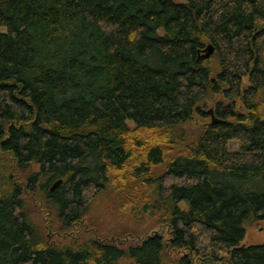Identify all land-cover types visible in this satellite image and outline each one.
<instances>
[{
  "label": "trees",
  "instance_id": "1",
  "mask_svg": "<svg viewBox=\"0 0 264 264\" xmlns=\"http://www.w3.org/2000/svg\"><path fill=\"white\" fill-rule=\"evenodd\" d=\"M114 187L161 229L59 245L29 215L69 228ZM259 220L264 0H0V264H264Z\"/></svg>",
  "mask_w": 264,
  "mask_h": 264
},
{
  "label": "rangeland",
  "instance_id": "2",
  "mask_svg": "<svg viewBox=\"0 0 264 264\" xmlns=\"http://www.w3.org/2000/svg\"><path fill=\"white\" fill-rule=\"evenodd\" d=\"M224 104V107L231 114L236 109H240V104L238 103L232 106L233 108L230 102ZM209 109L212 108H204L205 111ZM210 118L195 114L191 118V121L187 122L183 127L186 137L199 133ZM231 147L235 148L236 145H233L232 142ZM13 168L9 172L12 174L16 172L17 179L24 178L25 181L28 178V173L37 170L36 166L29 168L31 170L27 172ZM4 169L6 167H3L2 170ZM126 189L128 190V187ZM127 190L119 194V189L114 187L107 194L98 196L90 204V208L84 217L77 224L69 228H62L61 223L55 218L54 213L50 211V206L47 205L42 195L38 192L32 194L34 197L33 201H29V215L39 225V228L43 232V238L48 243L64 245L70 244L74 239L84 241L96 235L99 238L110 239L126 247L134 244L139 237L154 230L158 231L161 229L158 226L156 215L151 214L149 211H137L132 208L125 209L121 207V205L125 204L121 200ZM263 242L264 220L245 223V234L241 243L250 245L262 244Z\"/></svg>",
  "mask_w": 264,
  "mask_h": 264
},
{
  "label": "water",
  "instance_id": "3",
  "mask_svg": "<svg viewBox=\"0 0 264 264\" xmlns=\"http://www.w3.org/2000/svg\"><path fill=\"white\" fill-rule=\"evenodd\" d=\"M213 50H214V49H213V46H211V45H207V46L203 49V51H202L201 58H208V57L212 54ZM206 113H207L208 115H210L212 122H216V121H217V118H216L215 115L213 114L212 109L207 110ZM232 114H234V113L232 112ZM61 183H62V179H57L56 181H54V182L52 183V185L50 186L49 190H50V191L55 190L57 187H59V185H60Z\"/></svg>",
  "mask_w": 264,
  "mask_h": 264
}]
</instances>
